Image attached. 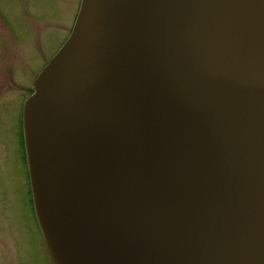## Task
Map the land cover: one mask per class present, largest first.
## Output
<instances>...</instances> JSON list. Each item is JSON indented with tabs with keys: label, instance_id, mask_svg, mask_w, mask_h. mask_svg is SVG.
Segmentation results:
<instances>
[{
	"label": "water",
	"instance_id": "water-1",
	"mask_svg": "<svg viewBox=\"0 0 264 264\" xmlns=\"http://www.w3.org/2000/svg\"><path fill=\"white\" fill-rule=\"evenodd\" d=\"M33 83L52 264H264V0H81Z\"/></svg>",
	"mask_w": 264,
	"mask_h": 264
},
{
	"label": "rangeland",
	"instance_id": "rangeland-1",
	"mask_svg": "<svg viewBox=\"0 0 264 264\" xmlns=\"http://www.w3.org/2000/svg\"><path fill=\"white\" fill-rule=\"evenodd\" d=\"M78 1L0 0V264H47L28 221L20 115L67 39Z\"/></svg>",
	"mask_w": 264,
	"mask_h": 264
},
{
	"label": "flooded vegetation",
	"instance_id": "flooded-vegetation-1",
	"mask_svg": "<svg viewBox=\"0 0 264 264\" xmlns=\"http://www.w3.org/2000/svg\"><path fill=\"white\" fill-rule=\"evenodd\" d=\"M80 2L81 0L78 1V7H77V10L79 9V6H80ZM78 13V11H77ZM77 15V14H76ZM76 17V16H75ZM74 17V18H75ZM75 21V19H74ZM73 26V25H72ZM71 31V30H70ZM70 34V33H69ZM21 136H22V130H21ZM20 136V137H21ZM21 143H22V146H23V140H22V137H21ZM23 166L25 168V175H26V184H25V189L26 190V197H25V202L27 203L28 205V221L30 223V226L32 228V230L34 231V233L36 234V237L39 239L37 242H38V245H39V249H40V252H41V255L44 259H46L47 261V264H52L50 258H49V255L48 253L46 252L47 249H46V246H45V243H44V240L42 238V235L39 231V227L37 225V221L36 218H35V214H34V210H33V204H32V196H31V190L29 189L30 188V184H29V179H28V173H27V168H26V162H25V154H24V148H23ZM17 236V235H15ZM16 238L18 237H13L12 240H13V244L16 245ZM15 242V243H14ZM17 254H19L18 252H16ZM15 257V256H14Z\"/></svg>",
	"mask_w": 264,
	"mask_h": 264
}]
</instances>
